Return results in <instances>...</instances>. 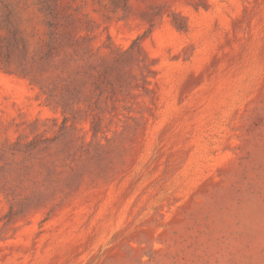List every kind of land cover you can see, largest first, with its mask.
I'll return each mask as SVG.
<instances>
[{
    "label": "rangeland",
    "instance_id": "obj_1",
    "mask_svg": "<svg viewBox=\"0 0 264 264\" xmlns=\"http://www.w3.org/2000/svg\"><path fill=\"white\" fill-rule=\"evenodd\" d=\"M0 264H264V0H0Z\"/></svg>",
    "mask_w": 264,
    "mask_h": 264
}]
</instances>
